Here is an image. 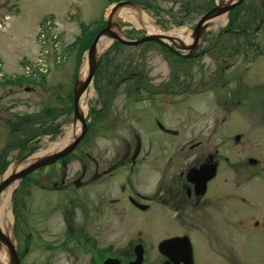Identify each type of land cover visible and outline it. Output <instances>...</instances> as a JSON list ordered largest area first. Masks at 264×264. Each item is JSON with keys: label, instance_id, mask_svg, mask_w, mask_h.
<instances>
[{"label": "rangeland", "instance_id": "1", "mask_svg": "<svg viewBox=\"0 0 264 264\" xmlns=\"http://www.w3.org/2000/svg\"><path fill=\"white\" fill-rule=\"evenodd\" d=\"M125 1L128 4L118 8L110 17L114 5L107 0H0V71L3 76L14 78L9 85H0V182L9 166L21 170L30 158L27 154L31 150L45 149L64 137L65 129L74 123L71 98L75 76L92 38V35L85 34L83 44L66 53V48L82 34L80 22L84 26L98 22L90 30L97 31L110 18L111 29L125 40L132 41L147 32L138 21L133 22L122 15L127 10L146 13L156 26L166 32L174 29L192 31L208 9L233 0ZM223 16L226 21L217 26L211 21L207 23L197 48L185 58L186 63L169 56L156 44L126 47L116 43L110 46L108 54L102 56L97 65L87 92L89 100L84 114L87 129L72 151L73 158L92 149L106 160L118 157L117 153H120L128 156L125 161H129L140 145L139 181L130 179L133 185L137 183L141 195L150 197L155 190L154 166L157 165L156 168L162 172L171 165L170 170L175 171L177 160L194 158L197 149L190 151V146L196 143L201 126L210 129L213 125L212 128H220L222 141L229 139L230 134L226 130L231 127L236 129L233 134L241 132L244 135L234 149L233 141H228L232 145V154L251 141L254 145L251 155L258 161L255 171L263 170L264 173V157L258 152H264V129L251 126L253 120L264 118V0H244L242 5ZM47 19L52 22V35L59 39L55 49L50 43L42 47L45 43L39 24ZM25 62L41 67L46 74L43 81L39 79L38 84L20 83L18 77L31 72L24 68ZM132 72L134 77H131ZM180 72L190 75L187 79L189 85L177 83L170 86L171 90H159L152 102L148 98L141 101L133 99L136 85L133 78L143 75L149 78L151 88H160L155 83L163 80L165 84L173 75L182 76ZM243 90L248 91L246 96ZM139 95L148 94L141 90ZM233 102L252 103L251 109L255 111L240 106L225 122L223 119ZM161 130L175 131L178 137H166ZM50 132L52 135H45ZM135 137L141 140L139 144ZM3 152L9 153L6 159ZM246 152L244 149V155ZM237 156L243 160V157ZM5 161L10 162L8 167L4 166ZM66 163L69 167V160ZM36 173H31L23 181L29 179L33 183ZM118 178L121 176L118 175ZM27 181L13 194L12 220L8 225L9 235L19 252L23 248L21 240L24 242L29 234L28 227L35 233L45 227L47 232L56 236L71 230L73 224L69 208L66 214L62 211L64 205L58 200L61 193L42 194L33 184L29 183V186ZM105 185L103 189L111 191L109 198H117L113 195L116 182L110 180ZM28 190L31 192L29 196ZM44 214L49 216L46 217L47 222L41 223L39 219ZM125 214L127 216V211ZM146 214L150 217V212ZM144 222L149 224L148 220ZM151 226L146 230L150 233H142L140 236L144 237H139L146 244L162 237L154 234L153 224ZM109 229L108 240L113 249L125 246L132 237L138 236L131 232L135 230L131 229L128 220L118 225L110 220ZM190 239L195 264H204L202 252L205 264L217 261L224 264L221 260L223 256L232 264H264V238L261 235L254 234L246 239L245 235L238 234L229 244L231 253L222 257V253L213 255L205 251L198 235L192 234ZM65 260L62 253L56 255L54 262L64 264Z\"/></svg>", "mask_w": 264, "mask_h": 264}, {"label": "flooded vegetation", "instance_id": "2", "mask_svg": "<svg viewBox=\"0 0 264 264\" xmlns=\"http://www.w3.org/2000/svg\"><path fill=\"white\" fill-rule=\"evenodd\" d=\"M130 74L131 77L135 75L134 72ZM180 74L182 76L173 75L165 84L163 80L155 83L160 88H151L149 78L143 75L133 78L136 84L133 99L145 98L152 102L159 90H171V85L184 86L183 83H187L190 75L186 72L185 75L183 72ZM141 90L148 97H140ZM243 94L246 96L248 91L245 90ZM240 106H247L248 111H255L251 109L252 103L233 102L223 121L226 122ZM251 126L264 129V118L253 120ZM212 127L213 125L207 129L201 126L196 143L190 146V151L197 149L195 157L188 160L182 157L187 162L177 160L175 171L170 170L171 165L162 172L156 168L157 165L154 166L155 190L150 197L141 195L137 190V183L133 185L130 179L139 181L140 145L129 161H125L128 156L120 153H117L118 157L106 160L91 149L80 157L73 158L71 153L66 159L38 169L33 183L27 179L28 185L33 184L42 194L61 193L58 200L64 205L62 211L66 214L67 207L69 208L73 224L71 230L60 232V235L55 233L56 236L47 232L45 227H41L36 233L28 227L29 234L25 236L24 242L21 240L22 251L17 249L20 263L57 264L58 262H54L56 255L63 253L66 259L64 264H104L106 261L111 264H129L135 260L136 253L140 252L143 257L141 264H195L190 239L192 234L199 236L205 251L213 255L222 253L221 257L231 253L229 244L238 234L245 235L246 239L254 234L264 238V173L263 170L255 171L258 161L251 155L254 145L249 141L240 151H233L232 154L230 142L233 141L234 149L239 144V138L244 135L241 132L233 134L236 129L231 127L226 130L230 134L229 139L222 141L220 128ZM161 131L166 137H178L175 131ZM135 141L138 144L141 142L137 137ZM244 149L247 150L245 155ZM258 152L264 157V152ZM67 160L70 162L69 167L66 165ZM192 169L198 171L197 185L187 177ZM110 180L116 182L113 195H117V198H109L111 191L109 188L103 189ZM147 212H150V217L145 215ZM47 216L49 215L44 214L39 221L45 222ZM110 220L117 225L128 220L131 229L135 230L131 232L138 236L132 237L125 246L113 249L108 240ZM152 224L153 233L162 237L146 244L139 237H144L140 236L142 233H150L146 230ZM173 238L184 240L162 246L164 241ZM185 238L190 240L191 257L187 253ZM202 254L205 264L206 258L203 252ZM221 260L224 264H232L224 256ZM215 264H219V261Z\"/></svg>", "mask_w": 264, "mask_h": 264}, {"label": "water", "instance_id": "3", "mask_svg": "<svg viewBox=\"0 0 264 264\" xmlns=\"http://www.w3.org/2000/svg\"><path fill=\"white\" fill-rule=\"evenodd\" d=\"M242 1L243 0L228 1L225 4L214 6L210 11L205 13L198 20L194 29L191 31L193 41L189 46L182 45V42L178 39L176 40V39H173L171 37H166V36L162 37V36H158V35H145L143 38H141L139 40L127 41L124 38H122L119 35V33H116L111 29V24L109 22L110 18H109L107 20L106 27L97 33V35L93 39L92 43L90 44L89 48L85 52V61L84 62L86 63V69H87L86 77L82 81L76 79L75 86L73 89V117H74V120H77L78 123L81 125V130H80L79 134L62 150L55 152L52 155L42 157L39 160H36L27 166L25 165L24 168L22 170H20L19 172L12 173V174L8 175V177H6L0 184V193L3 191V189L5 187H7L13 181L21 180L30 172H32V171H34L40 167L50 165V164L56 162L58 159H61L62 157L66 156L67 154L72 152L74 150V148L80 142L81 138L84 136V133L86 131V123L84 121L83 116L79 112V104H80L82 96L87 92V89L89 88V86L92 82L94 72H95L96 67L99 63V60L103 54L102 53V54L97 56V45L99 43V40L103 36H109L113 41H117L120 44L128 46V47L137 46V45H140V44L146 43V42H157V43H160L161 45L167 47L171 51L178 54V52H176L175 50H173L171 48V44H174L175 48L178 50L179 49L180 50H188L189 51L188 55H187V57H188L197 48L198 41H199V39H201V36L204 33V30L206 29L207 23L216 17L222 16V15H227L233 8H235L236 6L241 4ZM124 5H127V3L121 2V3L116 4L111 9L110 17L116 12V10L118 8H120ZM175 42H178L180 44V46H177L175 44ZM196 175H197V171L191 170L189 172L188 177H193L196 179L197 178ZM177 240L178 239H172V240L167 241L165 244H171V243L176 242ZM0 244H3L8 250L9 263L10 264H19V260L16 256L13 242L11 241L10 238H8L6 235H4L2 233L1 229H0ZM136 255H137L136 260L130 264H140L141 263V259H142L141 253L137 252ZM104 264H111V262L106 261Z\"/></svg>", "mask_w": 264, "mask_h": 264}, {"label": "bare ground", "instance_id": "4", "mask_svg": "<svg viewBox=\"0 0 264 264\" xmlns=\"http://www.w3.org/2000/svg\"><path fill=\"white\" fill-rule=\"evenodd\" d=\"M122 15L128 17L133 22L138 21L146 29L147 34L180 39L183 41V43L186 46H189L193 41L191 31H186L183 29H174L169 32L163 31L158 26H156L155 22L149 17V15L141 11L137 12L136 10L131 9V10H127L126 13H123ZM225 21H226L225 16H220L211 20L214 26H217L221 22L223 23ZM111 43H112V39L109 36H103L99 40V43L97 45V56L102 54L111 45ZM86 73H87L86 63L83 62L79 70L78 80L82 81L86 77ZM88 100H89V93H85L82 96L79 104V112L82 116H84L85 111L87 110L86 103ZM65 130L66 132L64 137L56 140L55 142L50 143L45 149H41L37 152H34L33 156L31 155V157L26 161L25 165L27 166L30 163L39 160L43 156L48 155L49 153L56 152L64 148L66 145H68L71 142L72 139L76 137L77 134H79V131L81 130V125L78 123L77 120H75L74 123L71 126L67 127ZM14 168H15L14 166H9V169L6 172L5 176L19 171L18 169H14ZM18 185H19V180H15L12 183H10L7 187H5L3 191L0 193V229L2 233L6 235L8 238H10L8 225L11 224L10 222L12 220L11 202H12L13 194L18 188ZM0 264H10L8 250L3 244H0Z\"/></svg>", "mask_w": 264, "mask_h": 264}, {"label": "trees", "instance_id": "5", "mask_svg": "<svg viewBox=\"0 0 264 264\" xmlns=\"http://www.w3.org/2000/svg\"><path fill=\"white\" fill-rule=\"evenodd\" d=\"M119 1H122V0H107V2L111 5L113 3H117ZM81 28H82V35L77 37L76 40L74 41L73 44H71V46H68V49L66 48V53H70L72 50H74V48L77 46L79 48V46H81L84 42V38H86L85 36L88 35V36H91L92 35V38L90 39V42L91 40L93 39V36L94 34L96 33V31H90L92 30L93 28H90V27H87V26H83L81 25ZM89 32V33H87ZM86 34V35H85ZM89 45V43H88ZM76 47V48H77ZM87 48V47H86ZM37 78H34L33 75H29V76H24V77H21L20 78V83H37Z\"/></svg>", "mask_w": 264, "mask_h": 264}]
</instances>
